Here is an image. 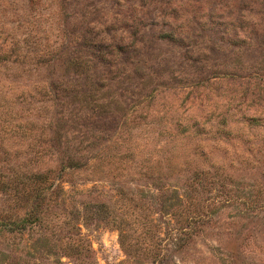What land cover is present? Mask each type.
Instances as JSON below:
<instances>
[{"label":"rangeland","instance_id":"374dc122","mask_svg":"<svg viewBox=\"0 0 264 264\" xmlns=\"http://www.w3.org/2000/svg\"><path fill=\"white\" fill-rule=\"evenodd\" d=\"M0 53V264H264V0H0Z\"/></svg>","mask_w":264,"mask_h":264},{"label":"trees","instance_id":"16d2710c","mask_svg":"<svg viewBox=\"0 0 264 264\" xmlns=\"http://www.w3.org/2000/svg\"><path fill=\"white\" fill-rule=\"evenodd\" d=\"M3 51L2 53H4ZM1 54V53H0ZM4 55V54H3ZM69 157V155H68ZM69 166L70 167H79L82 164L79 163L76 159H70L69 160ZM1 175V174H0ZM33 186L29 189L31 190V197H30V203L28 204L27 208L24 211V214L22 216H18L13 219H3L0 218V226L2 228L8 229L10 231L19 230L22 231L26 228V225H31L33 223H38L39 216H41V213H39L37 205L38 200L43 199L45 197L44 195V186H42L45 182L46 175L43 174V172H34L33 174ZM1 179V178H0ZM40 222V221H39ZM70 248H73L72 252L73 254H76L80 256L83 254V252H86L87 249H81L78 245H72Z\"/></svg>","mask_w":264,"mask_h":264}]
</instances>
